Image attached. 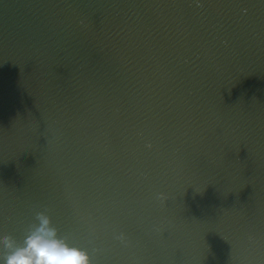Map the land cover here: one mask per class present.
Masks as SVG:
<instances>
[{"label":"water","instance_id":"95a60500","mask_svg":"<svg viewBox=\"0 0 264 264\" xmlns=\"http://www.w3.org/2000/svg\"><path fill=\"white\" fill-rule=\"evenodd\" d=\"M37 230L264 264V0H0V260Z\"/></svg>","mask_w":264,"mask_h":264},{"label":"clouds","instance_id":"9594fccd","mask_svg":"<svg viewBox=\"0 0 264 264\" xmlns=\"http://www.w3.org/2000/svg\"><path fill=\"white\" fill-rule=\"evenodd\" d=\"M0 264H90V259L86 251L68 245L54 230H37Z\"/></svg>","mask_w":264,"mask_h":264}]
</instances>
